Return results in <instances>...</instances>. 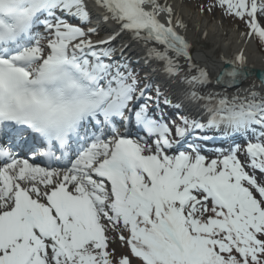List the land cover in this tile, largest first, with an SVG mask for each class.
<instances>
[{
  "label": "snow or ice",
  "instance_id": "6c2138e0",
  "mask_svg": "<svg viewBox=\"0 0 264 264\" xmlns=\"http://www.w3.org/2000/svg\"><path fill=\"white\" fill-rule=\"evenodd\" d=\"M197 11L241 45L216 84L260 90H214L170 0H0V264H264V67L244 47L264 49V0ZM212 130L230 142L207 156Z\"/></svg>",
  "mask_w": 264,
  "mask_h": 264
},
{
  "label": "bare ground",
  "instance_id": "6f19581e",
  "mask_svg": "<svg viewBox=\"0 0 264 264\" xmlns=\"http://www.w3.org/2000/svg\"><path fill=\"white\" fill-rule=\"evenodd\" d=\"M170 3L174 6V9L179 12V14L184 19V22L188 25V31L186 36L194 45V51L192 52L193 59L197 61L201 66L207 67L211 74L213 80V89L216 91H224L215 85L214 78L218 72L224 67L221 63L219 57L221 55H228L235 51L238 46V37L236 32L232 29L224 28L218 21H208L205 16L202 18L200 13L195 9L193 10L187 6L184 0H170ZM106 33V32H105ZM204 33H207L206 38H204ZM107 35V33H106ZM120 43L118 48L123 45L128 44L129 47L125 49V57L130 58L129 62H135V60L140 57L143 59V52L140 47L129 40L127 36H121L116 39L112 46L116 47ZM245 55L248 58V64L254 68L264 67V52H260L259 47L255 42L245 45ZM139 60V59H138ZM151 69L157 67L154 63H148ZM152 72L153 79L157 80L159 83L163 84L166 90H169V84L166 82V78L162 73ZM254 88L255 90H260L256 82L248 81L241 88L237 89L240 92L244 90ZM237 90L228 91L229 93L236 92ZM172 91L175 96L179 94L177 87L172 86ZM186 109L192 110V113H196L197 109L192 105H185Z\"/></svg>",
  "mask_w": 264,
  "mask_h": 264
},
{
  "label": "rangeland",
  "instance_id": "374dc122",
  "mask_svg": "<svg viewBox=\"0 0 264 264\" xmlns=\"http://www.w3.org/2000/svg\"><path fill=\"white\" fill-rule=\"evenodd\" d=\"M186 3L187 6H189L190 8H192L193 10H197V5L201 4V3H204L205 0H184ZM206 18H208V21L211 20V21H216L218 23V21L220 22V16H219V13L217 12L215 15H212V14H209V13H205L203 14ZM202 16V15H201ZM203 18V17H202ZM221 23V22H220ZM221 25L224 27V28H227V29H233V26H232V22L229 21V20H224L223 23H221Z\"/></svg>",
  "mask_w": 264,
  "mask_h": 264
},
{
  "label": "water",
  "instance_id": "95a60500",
  "mask_svg": "<svg viewBox=\"0 0 264 264\" xmlns=\"http://www.w3.org/2000/svg\"><path fill=\"white\" fill-rule=\"evenodd\" d=\"M253 68H254V67H253ZM254 69L257 70V71L259 70L258 68H254ZM216 76H217V75H216ZM214 80L216 81V77L214 78ZM248 81L256 82L257 85H258V87H260V88L262 87L260 80L257 79L255 76L249 77L248 79H245V80H242V81L238 82V84H237L235 87H228V85H227L226 82H225V83H222V84H219V85H217L216 82H215V85H216L218 88H220V89L225 90V89L227 88V91H233V90H237V89L241 88V87H242L243 85H245L246 82H248Z\"/></svg>",
  "mask_w": 264,
  "mask_h": 264
},
{
  "label": "trees",
  "instance_id": "16d2710c",
  "mask_svg": "<svg viewBox=\"0 0 264 264\" xmlns=\"http://www.w3.org/2000/svg\"><path fill=\"white\" fill-rule=\"evenodd\" d=\"M259 47V46H258ZM260 48V47H259ZM261 49V48H260Z\"/></svg>",
  "mask_w": 264,
  "mask_h": 264
}]
</instances>
